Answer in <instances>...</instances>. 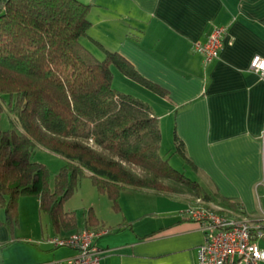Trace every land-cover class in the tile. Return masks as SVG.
Returning a JSON list of instances; mask_svg holds the SVG:
<instances>
[{"label":"crops","instance_id":"0c3cea01","mask_svg":"<svg viewBox=\"0 0 264 264\" xmlns=\"http://www.w3.org/2000/svg\"><path fill=\"white\" fill-rule=\"evenodd\" d=\"M79 1L90 5L87 47L100 55L95 40L119 52L144 78L166 90L164 96L151 91V105L144 101L158 116L161 134L164 123L170 143L175 134L182 140L195 167L178 156L191 179L209 193L237 201L250 221L264 222V75L249 70L254 56L264 58V0ZM215 26L225 27L227 37L218 57L205 61L193 45L204 43ZM127 190L120 193L119 210L100 193L104 210L93 211L97 222L89 228L109 229L95 240L100 264H199L205 235L187 211L192 206L212 210L215 202L132 190L130 195ZM36 199H24V208L38 206L45 214ZM0 212V264H51L68 258L73 249L46 240L85 227L81 219L78 229L56 232L38 216L26 232L19 225L10 234ZM261 233L257 242L264 249V229Z\"/></svg>","mask_w":264,"mask_h":264},{"label":"trees","instance_id":"16d2710c","mask_svg":"<svg viewBox=\"0 0 264 264\" xmlns=\"http://www.w3.org/2000/svg\"><path fill=\"white\" fill-rule=\"evenodd\" d=\"M89 12L90 5L79 0H0V94L7 98L0 100L20 125V130H0L2 226L12 234L18 200L34 195L56 232L78 229L75 213L64 204L83 177L114 210L121 191L130 189L217 200L229 216L249 218L237 201L207 192L159 154L158 116L144 100L112 87L111 68L159 96L166 90L119 52L94 40L104 52L99 58L85 46ZM3 109L0 102V115ZM173 141L174 152L194 166L176 134ZM36 146L65 160L52 186L47 168L32 159ZM82 222L84 228L97 222L92 208Z\"/></svg>","mask_w":264,"mask_h":264},{"label":"built area","instance_id":"2783aa9c","mask_svg":"<svg viewBox=\"0 0 264 264\" xmlns=\"http://www.w3.org/2000/svg\"><path fill=\"white\" fill-rule=\"evenodd\" d=\"M226 37L227 29L215 26L206 41L195 42L193 49L201 53L205 61H211L218 57ZM249 70L264 75V58L254 56ZM187 215L205 235L204 242L198 248L199 264H260L264 261V249L253 239L261 237L264 222L236 219L203 207H192ZM108 232L107 228H83L67 236L48 238L47 243L53 247H69L75 252L51 264H100L101 250L95 240Z\"/></svg>","mask_w":264,"mask_h":264},{"label":"rangeland","instance_id":"374dc122","mask_svg":"<svg viewBox=\"0 0 264 264\" xmlns=\"http://www.w3.org/2000/svg\"><path fill=\"white\" fill-rule=\"evenodd\" d=\"M83 43L86 46L91 45L89 41L87 40V38L83 39ZM92 46H93L94 51L95 50L98 51L94 45ZM98 49L100 48L98 47ZM91 51L93 52V50ZM96 56L99 58H103L104 52H101L100 55H96ZM111 71L113 75L111 85L114 89L121 91V92L132 94L142 100L147 101L150 105L151 103H154V101H152V97H155V96H153L154 94L150 90H148L147 88H145L138 82H135L125 77L114 67L111 68ZM0 95L1 97H4L5 100L7 99L6 95L4 94H0ZM0 102L4 106V109L2 110L1 115H0V130L4 131V130H9L11 128L20 130V125L16 117L14 118L9 113L8 108H6L5 103L2 100H0ZM159 128H160V124H159ZM161 130H162V134H161L162 140H161V146L159 148V154L168 160V163L170 166L177 169L178 171L183 172L185 176L191 178V171L189 170L188 165L187 166L184 165L182 161L180 160L178 154L173 153L174 144L169 142V136L167 138V134L169 135L168 133L169 129H167V126H165L164 123L161 125ZM32 159L33 161L43 164L47 168L49 177H50V183L52 186L54 176L59 172L60 168L65 164L64 158L43 148L42 146H36L34 153L32 155ZM127 191L129 192H126V193H129L130 195H134L132 194L130 190H127ZM101 197H102L101 194L95 188L92 180L90 178L83 177L80 179L79 184L77 185L73 194L66 200L64 204V208L66 209V211H73L76 215L78 223L80 224L81 219H82V214L86 212L89 208H93V211L96 210V212H99V213L101 212L100 214H102V210H104V206H103V201L101 200L102 199ZM179 197H182V196H179ZM36 198H37L36 196L30 195V196H23V198H20L18 200V205H17L18 224L14 230H17V227L20 225L23 230L22 232H26L25 229H27L28 225L31 224L30 220H33V219L35 220L38 218V216L41 217L43 221H46L48 223V220H49L48 216L46 214H40L38 211V206L37 207L35 206L33 208L31 205H28L26 206V208H24V201H25L24 199H27L30 201L35 199L37 201ZM178 199H181V198H178ZM21 204H23L22 207H21ZM213 205H214L213 206L214 209L217 211H219V209L222 208V205L217 200ZM223 210L224 212L227 211L226 209H223ZM110 211H111V214H113V211L112 210ZM2 213H3V210H2ZM235 214L239 215L238 213H235ZM0 215H1V212H0ZM106 216H107V212H106Z\"/></svg>","mask_w":264,"mask_h":264}]
</instances>
